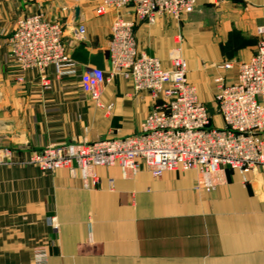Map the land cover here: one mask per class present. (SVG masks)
Returning a JSON list of instances; mask_svg holds the SVG:
<instances>
[{"label":"crops","instance_id":"obj_1","mask_svg":"<svg viewBox=\"0 0 264 264\" xmlns=\"http://www.w3.org/2000/svg\"><path fill=\"white\" fill-rule=\"evenodd\" d=\"M99 0H0V264H264V173L224 169L208 178L194 170L153 178L144 168L123 174L97 167L42 172L31 150L59 143L136 135L158 103L115 76L101 93L106 112L81 89L85 67L110 72L108 40L118 12L96 14ZM41 13L59 22L76 73L21 71L8 41L19 18ZM124 18L131 15L123 10ZM82 25L84 38L74 30ZM264 0H197L176 21L159 17L134 30L138 51L169 67L177 41L187 79L215 127L221 76L236 82L237 64L255 51ZM230 63V69L221 66ZM264 103V99H260ZM212 113V115H211ZM5 152H9V156ZM55 226V229L53 228Z\"/></svg>","mask_w":264,"mask_h":264},{"label":"built area","instance_id":"obj_2","mask_svg":"<svg viewBox=\"0 0 264 264\" xmlns=\"http://www.w3.org/2000/svg\"><path fill=\"white\" fill-rule=\"evenodd\" d=\"M197 0H99L97 15L118 12L108 40V77L85 67L81 89L106 112L101 93L105 83L119 76L131 82L134 92H147L158 103L140 125L136 135L93 142L59 143L31 150L26 161L42 172L75 167L82 176L97 167H118L123 174L144 167L153 178L165 172L194 170L205 178L224 169L242 174L264 173V28H257L255 51L237 64L236 82L226 85L221 76L215 104L222 127L211 124L207 108L187 79V64L178 41L169 50V67L156 57L140 53L134 30L138 23L152 25L163 16L180 21L196 9ZM127 11L130 18L119 13ZM85 28L74 30L77 40ZM9 57L21 71H36L43 88L49 87L47 70L58 77L74 75L76 63L67 54L59 22L36 13L19 18L8 41ZM223 69L232 65L225 63ZM9 156V152H5ZM55 229V226H53Z\"/></svg>","mask_w":264,"mask_h":264},{"label":"rangeland","instance_id":"obj_3","mask_svg":"<svg viewBox=\"0 0 264 264\" xmlns=\"http://www.w3.org/2000/svg\"><path fill=\"white\" fill-rule=\"evenodd\" d=\"M185 16H186V15H185ZM256 38H258V35H256ZM215 113L217 114V108L215 109ZM211 115H212V113H211ZM211 124H212V125H216V122L211 120Z\"/></svg>","mask_w":264,"mask_h":264}]
</instances>
